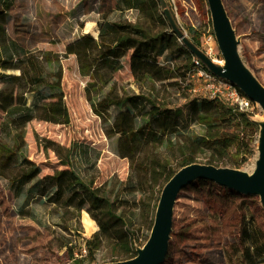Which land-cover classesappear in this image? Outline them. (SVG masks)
I'll list each match as a JSON object with an SVG mask.
<instances>
[{
  "label": "rangeland",
  "instance_id": "1",
  "mask_svg": "<svg viewBox=\"0 0 264 264\" xmlns=\"http://www.w3.org/2000/svg\"><path fill=\"white\" fill-rule=\"evenodd\" d=\"M158 0L159 16L168 10L177 27L188 38L189 29L201 33V47L215 62L223 61L211 21L207 0ZM116 0H15L9 12L7 32L26 51L34 53H54L60 56L63 68V89L70 112L69 125H57L34 119L26 127V148L28 158L36 163L41 174L30 184L19 189L12 187L8 179L0 176V264H72L69 250L75 257L84 258L83 264H105L111 261V249L104 245L96 251L94 258L87 257L84 245L86 240L99 231H88L83 223L87 213L105 227L111 220L103 215L97 205L86 204L80 207L67 201H55L56 189L46 180V176L64 169L57 155L45 144L55 143L71 149L74 171L100 194L109 195L120 207L118 213L130 218L129 229L135 234L137 243L143 246L149 239L155 220L164 182L154 174L155 148L148 147L142 154L124 157L121 152L119 135L112 132L120 110L113 106L103 117L92 111L87 101L88 77L79 73L75 56H66V47L72 41L87 34L88 22L100 25L103 21L117 22L128 20L137 22L136 11L122 12ZM237 36L240 39L239 51L246 66L264 85V0H223ZM157 27V26H156ZM214 36L210 45L206 38ZM181 45L182 42L179 40ZM210 51V53H208ZM162 65L184 67L186 58L178 53L160 59ZM217 63V62H216ZM49 69V68H47ZM50 70V69H49ZM8 74H19L10 71ZM201 86L202 82L191 78L187 82ZM187 84H184V88ZM122 95H144L169 104L173 109L184 111V122L173 141L202 134L200 125L192 122L190 103L194 100L210 99L206 93L178 90L176 87L147 84L134 80L129 57L124 60V68L113 74V83L102 91L93 93L96 100L106 95L111 87ZM49 89H42L48 95ZM28 106L36 101L34 94H27ZM138 113V112H137ZM251 119L264 121L260 108L251 112ZM3 115L0 112V141L10 142L7 128L1 127ZM138 123H141L138 118ZM234 132V130H232ZM258 142L253 143L255 153L240 170L253 173L258 158ZM256 147V148H255ZM163 162L170 169L180 167L182 157L177 145L161 147ZM235 150H232V154ZM215 155H196V162L205 164ZM236 160V158H233ZM224 167L223 162H216ZM154 175V178H152ZM138 183V190L133 187ZM147 184V185H146ZM200 189V188H199ZM182 192L174 210V224L169 254L163 264H243L239 230L243 225L237 203L225 205L211 200L208 190ZM249 216L254 214L255 225L260 229L258 236L264 245V210L260 199H252ZM92 218V219H93Z\"/></svg>",
  "mask_w": 264,
  "mask_h": 264
},
{
  "label": "trees",
  "instance_id": "2",
  "mask_svg": "<svg viewBox=\"0 0 264 264\" xmlns=\"http://www.w3.org/2000/svg\"><path fill=\"white\" fill-rule=\"evenodd\" d=\"M116 1L120 11H136L139 20L135 23L128 20H104L97 25V37L87 33L68 44L65 52L66 56L76 57L80 75L89 78L86 96L94 114L103 117L113 106L120 110L112 132L119 135L124 157H134L142 154L146 148L154 147L156 153L150 159L155 167L152 172L160 176L164 187L180 169L196 164V155L202 153L215 155L206 165L218 167L216 162L221 161L224 167L240 169L248 163L255 153L252 144L258 141L260 127L251 119V113L236 111L220 99L194 100L190 103L192 122L200 125L203 131L201 135L193 138L187 136L183 141L181 138L173 141V136L179 132L184 122V111L181 109H173L169 104L141 94L120 96L114 91V86L102 99L96 100L93 93L102 91L113 83V74L124 68L127 57L131 74L137 82L190 91L194 86L191 81L189 84L187 82L195 72L196 57L187 46L178 43L179 38L168 19L159 16L158 0ZM14 4L15 0H0L1 127L10 130L11 139L10 142L0 141V176L8 179L12 187L21 189L41 174L40 167L27 156V125L34 119L69 125L71 117L63 89L60 56L51 52L26 51L10 39L7 25L9 12ZM189 36V40L200 48L201 33L191 28ZM174 53L186 58L184 67L162 65L160 59L168 58ZM10 71L19 74H8ZM184 84L187 85L183 88ZM42 89H49L50 93L42 95ZM27 94L36 96L32 106H28ZM138 118L141 123H138ZM49 144H45V148L55 152L61 165L65 167L46 176V180L56 189L53 196L58 199L53 202L66 200L69 206H75L76 201L80 200V210L88 203L97 205L103 215L111 220L110 225L105 227L92 217L97 222L99 231L86 240L84 248L87 257L94 258L96 251L107 245L112 252L108 263L135 258L137 249L144 245H139L135 234L130 231V218L124 216L123 212L118 213L120 207L116 205V200H112L107 194L101 195L99 189L87 184L74 171L71 149L55 143ZM174 145L178 146L183 160L177 170L170 169L169 163L163 162L158 152L161 147L169 148ZM232 150L235 153L231 157ZM133 187L138 190V183ZM197 189H207L211 200L228 206L235 205L238 200L236 206L240 219H243L239 230L243 264H264V245L258 238L260 229L255 225L254 214H248L254 197L226 189L210 180H196L180 194ZM69 257L72 264L84 262V258L75 257L73 250H69Z\"/></svg>",
  "mask_w": 264,
  "mask_h": 264
},
{
  "label": "water",
  "instance_id": "3",
  "mask_svg": "<svg viewBox=\"0 0 264 264\" xmlns=\"http://www.w3.org/2000/svg\"><path fill=\"white\" fill-rule=\"evenodd\" d=\"M165 7L163 0H159ZM213 32L223 57L224 65L216 63L203 50L189 40L175 24L168 10L164 11L174 33L192 54L215 76L231 82L264 113V85L246 66L239 51L240 39L233 27L223 0H207ZM258 158L253 173L228 167L191 164L180 169L165 185L157 206L155 220L148 241L137 249L131 260L105 264H163L170 249L174 224V210L180 192L196 180H210L237 193L258 197L264 209V121L257 122Z\"/></svg>",
  "mask_w": 264,
  "mask_h": 264
},
{
  "label": "built area",
  "instance_id": "4",
  "mask_svg": "<svg viewBox=\"0 0 264 264\" xmlns=\"http://www.w3.org/2000/svg\"><path fill=\"white\" fill-rule=\"evenodd\" d=\"M213 39V35L206 38V44L209 45L210 50H212L210 43ZM208 53H210V51ZM194 64L196 69L191 78L200 80L202 82V87L193 86L191 89L192 92L200 93L204 91L210 99H220L228 106L239 112L251 113L256 108H260L257 104L241 93L240 90L231 82L212 74L199 59L195 58Z\"/></svg>",
  "mask_w": 264,
  "mask_h": 264
},
{
  "label": "bare ground",
  "instance_id": "5",
  "mask_svg": "<svg viewBox=\"0 0 264 264\" xmlns=\"http://www.w3.org/2000/svg\"><path fill=\"white\" fill-rule=\"evenodd\" d=\"M85 31L95 37L98 36V27L94 22H88ZM216 62L220 65H223V61L216 60ZM83 223L88 231L97 230L96 222L87 213L83 217Z\"/></svg>",
  "mask_w": 264,
  "mask_h": 264
}]
</instances>
